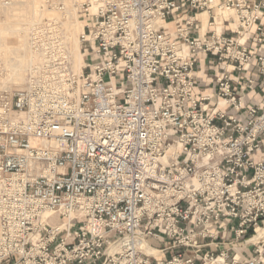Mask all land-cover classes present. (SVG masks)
<instances>
[{
    "label": "built area",
    "instance_id": "2783aa9c",
    "mask_svg": "<svg viewBox=\"0 0 264 264\" xmlns=\"http://www.w3.org/2000/svg\"><path fill=\"white\" fill-rule=\"evenodd\" d=\"M80 12L81 72L44 16L0 82V264H264V0Z\"/></svg>",
    "mask_w": 264,
    "mask_h": 264
},
{
    "label": "bare ground",
    "instance_id": "6f19581e",
    "mask_svg": "<svg viewBox=\"0 0 264 264\" xmlns=\"http://www.w3.org/2000/svg\"><path fill=\"white\" fill-rule=\"evenodd\" d=\"M65 2L64 10L60 11L59 9L53 8H47L43 2L41 6L38 4L36 6V12L33 10V19L30 23L37 22L41 20L44 16H49L55 19H61V17L66 16L68 20L66 22H63L65 31H66V38L70 45V50L74 54V63H75V69L78 72H81V68L83 66V60L80 55V41H79V35L83 32L84 25L82 27L81 32H77L78 28L75 24L76 20L74 21L72 18V8L75 6L74 4H71L72 0H63ZM71 1V2H70ZM79 1V0H78ZM77 1V2H78ZM80 2V1H79ZM36 3H33L32 5H35ZM78 4V3H77ZM80 5V3L78 4ZM41 7V8H40ZM96 9V6H94V10ZM75 10V9H74ZM68 12V15L66 13ZM207 14H204V18L207 17ZM203 18V19H204ZM202 19V20H203ZM201 20V21H202ZM204 26L206 25V21H204ZM78 23V21H77ZM203 24V23H202ZM0 30H3L6 35H8L10 38L8 41H13V45L16 44L19 45L21 51L16 48L15 51H13L14 56L7 55L6 53H3L0 51V65L4 66V69H6L8 75L5 78H1L2 84L7 88H13V87H22L25 82V76L26 71L29 65L30 57L26 48V34L24 36H19L18 38L14 37V31L9 28H3L1 27ZM25 32V30H24ZM4 49V48H3ZM10 49V47H9ZM10 53V52H8ZM264 237V228H262L259 231V236H257L254 241H257L260 237Z\"/></svg>",
    "mask_w": 264,
    "mask_h": 264
},
{
    "label": "rangeland",
    "instance_id": "374dc122",
    "mask_svg": "<svg viewBox=\"0 0 264 264\" xmlns=\"http://www.w3.org/2000/svg\"><path fill=\"white\" fill-rule=\"evenodd\" d=\"M72 0L71 4H74L72 10V15L74 18H72L77 25V32L82 31V27L84 25V16L80 12L81 11V5L88 0ZM223 1V0H222ZM43 2H51L57 3L61 5V7H64L65 2L63 0H0V28L5 27L9 28L14 31V37L18 38L20 36L19 30L27 24L29 21L34 18L33 17V10L36 12V6L38 4L41 6ZM33 3H36L35 5H32ZM80 3V5L78 4ZM41 8V7H40ZM75 9V10H74ZM67 15L68 12L66 11ZM69 16V15H68ZM207 16V15H206ZM46 17V16H45ZM48 17V16H47ZM205 19V18H204ZM78 21V23H77ZM10 37L4 33L3 30H0V51L3 53H6L7 55L14 56L12 53L13 51L17 49H20L19 45L16 44L13 45V41H8ZM10 47V49H9ZM4 48V49H3ZM15 49V50H14ZM10 52V53H8ZM12 52V53H11ZM3 81V80H2ZM0 80V82H2ZM263 237V236H262ZM261 238V237H260Z\"/></svg>",
    "mask_w": 264,
    "mask_h": 264
},
{
    "label": "crops",
    "instance_id": "0c3cea01",
    "mask_svg": "<svg viewBox=\"0 0 264 264\" xmlns=\"http://www.w3.org/2000/svg\"><path fill=\"white\" fill-rule=\"evenodd\" d=\"M204 15H202L201 20L204 18ZM207 17H205V19L202 20V27L204 28V30L206 29V25L204 26V21H206ZM228 35L230 34L229 32L227 33ZM213 61V59L211 57H207V56H201L199 58V63H198V67H197V75H198V79L200 81V85H199V89L201 91L205 90V87L207 85H210L211 88H213V84H212V80L213 77L217 74L218 69H216L215 67H210V63ZM253 95H255L256 97L260 98V96L262 95V92L260 90H257L256 92L253 93Z\"/></svg>",
    "mask_w": 264,
    "mask_h": 264
}]
</instances>
